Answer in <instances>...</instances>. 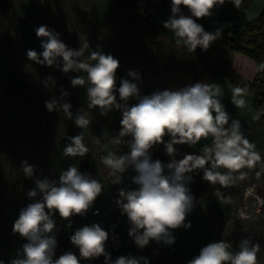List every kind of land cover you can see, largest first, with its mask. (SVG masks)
I'll use <instances>...</instances> for the list:
<instances>
[{"label":"clouds","instance_id":"clouds-1","mask_svg":"<svg viewBox=\"0 0 264 264\" xmlns=\"http://www.w3.org/2000/svg\"><path fill=\"white\" fill-rule=\"evenodd\" d=\"M225 0H171V14L163 21V27L171 30L176 44L189 52L197 49L207 51L222 34L223 28L207 31L198 20L211 17L217 6ZM189 14H185L184 9ZM41 38L43 51L27 50V58L40 65L55 66L64 73L84 72L71 78L72 87L84 86L87 82V108L100 109L101 116L116 110L120 113V130L112 140L120 144L122 137L128 151L123 154L108 152L102 163L110 169L114 177L113 184H119L125 173L134 171L131 182L135 188H120L115 204L121 215L127 217L130 225L128 235L138 248H144L151 241L171 246L175 243L173 230L184 227L190 229L187 216L195 207L196 199L190 188L192 173L202 170L203 179L212 185L219 183L227 186L233 182V174L245 167H251L260 160V154L241 130V121L231 119L230 113L222 103L223 87L217 82L196 81L178 89L155 90L151 94H142V74L129 70L125 78L118 81L117 72L120 61L112 54L105 53L102 46L93 49L85 39L79 49L63 42L61 34L47 25L35 29ZM89 50L86 59H81ZM94 62V63H93ZM258 71H264V63ZM54 79L47 76L45 82ZM59 105L65 116L79 129H87L91 124L88 112L83 108L72 112V104L65 99L70 93L60 89ZM247 94L245 87L232 90V102L239 108L246 105L243 98ZM135 101V103H131ZM58 101H45L52 112ZM259 114L254 119H259ZM227 126V127H226ZM165 137H170L165 140ZM212 138V144L204 145L199 154H185L177 159L176 145L196 146L201 140ZM69 143L63 149L66 157H84L89 152L85 143V134L78 132L68 137ZM99 142V141H97ZM163 144L170 162L159 159L153 161L151 150ZM105 147H107L105 145ZM38 165L22 160L20 169L27 178L34 181V187L27 192L30 201L19 210L12 227L26 243L17 250L15 258L7 264H81L104 258V264H150L146 256L133 254L121 255L113 259L106 248L110 232L99 222L85 224L77 228L69 239L79 250V255L69 250L57 257L58 225L57 213L72 228V217H87L97 198L103 192V186L91 173L82 172L76 164L62 170L58 179L37 175ZM220 169H225L221 172ZM239 179H243L241 174ZM219 196L217 191L214 193ZM99 215V209L92 213ZM117 225H111L114 234ZM114 238V236H113ZM231 244L225 240L211 242L200 249L199 255L187 261V264H258L259 243L244 238L238 245V251H232ZM0 264L5 261L0 260Z\"/></svg>","mask_w":264,"mask_h":264},{"label":"rangeland","instance_id":"rangeland-1","mask_svg":"<svg viewBox=\"0 0 264 264\" xmlns=\"http://www.w3.org/2000/svg\"><path fill=\"white\" fill-rule=\"evenodd\" d=\"M119 1L0 0V260L5 261V264L11 258H15L17 250L26 243V240L12 232L19 210L30 202L27 192L34 187V181L27 178L20 169L21 161L27 160L30 164L38 165L36 172L38 176L58 179L63 169L57 164L55 157L60 142L67 135L68 126L77 134L84 132L85 143L93 157L101 150L97 133L104 137L107 150L119 149V145H123L122 139L124 140L122 137L120 144L112 143L120 130V123L114 121L112 117L115 110L108 112L107 116H101L99 108H87L86 90L90 85L86 82L84 86L72 87L71 78L82 75L86 80V73H64L55 66L40 65L27 58L28 49L43 51L40 47L41 38L36 36L35 29L40 25H47L61 34L63 42L75 49H79L86 39L93 49L100 45L105 53L114 55L120 61V68L133 70L143 64L142 53L139 50L147 51V48L142 42L144 38L134 36L125 27L111 20L110 15ZM154 1L151 16L163 24L171 14V0H168L165 6L161 4V0ZM263 4L264 0H256L244 12L242 22H250L259 17L264 11ZM184 12L190 15L186 8ZM171 35L172 31L165 29L162 41L167 44L171 42L173 45ZM88 52L89 50H85V55L81 59H86ZM235 64L236 61L233 62V66ZM237 69L240 75L237 82L228 80L219 82L224 92L222 103L230 113L229 123L231 119L241 121V130L245 137L255 144V151L261 158L251 167L234 173L237 178L227 186H221L219 183L212 185L203 179V174H200L206 190V197L201 200V204L208 212H206L208 222L213 228L218 229L217 236L228 238L237 247L244 238H250L253 244L259 243L257 260L259 264H264V104L257 105L256 95V91L263 85L264 75H259L257 69L254 72L244 70L239 61ZM241 72H246L248 77L254 75V78L251 81ZM47 76H53L54 79L45 82ZM210 79L209 77L208 80ZM142 84L153 92L151 87L154 83L150 77L142 79ZM238 86L247 89V94L243 97L246 105L243 108L232 102V90ZM61 88L70 93L65 99L72 104L73 113L81 107L88 112L91 124L87 129L77 128L59 107L64 102L59 100ZM51 99L58 101V104L49 112L45 101ZM258 114L260 118L254 119ZM211 144L212 138L209 137L194 147L190 146V149L194 148V152L199 153L204 145ZM88 171L90 173L91 169ZM196 173L200 172L196 170ZM241 174L243 179L238 178ZM191 184L193 192L196 183ZM254 186L258 188L263 199L262 208L255 199L245 197L247 189ZM217 191L220 193L219 196L214 194ZM245 208L250 214V219L248 221L235 219L238 210ZM55 219L58 233L63 236L65 228L62 226L66 221L62 220L58 213ZM97 220L103 221L89 212L85 221L92 224ZM62 238L64 242H70L69 237ZM60 243L64 244L58 240L57 253L64 250ZM75 252L79 255L78 248Z\"/></svg>","mask_w":264,"mask_h":264},{"label":"trees","instance_id":"trees-1","mask_svg":"<svg viewBox=\"0 0 264 264\" xmlns=\"http://www.w3.org/2000/svg\"><path fill=\"white\" fill-rule=\"evenodd\" d=\"M255 1L256 0H225L224 7L219 14L198 20V23H201L207 31L212 32L215 31L216 28L221 27L223 28V32L221 36L212 43L209 50L203 51L197 49L196 56L193 59H188L184 55H181L178 75L183 77L184 74L190 73L192 76V83L202 81L205 77L237 82L240 75L233 68L234 56L236 53L243 54L253 60L257 68L259 64L264 63V11L256 20L246 24H239L243 12L248 10ZM161 4L163 6H165V4L167 5L168 0H161ZM154 6V0H120L118 4L114 6L110 15L111 20L125 27L132 32L134 36L144 38L147 48L150 52H153L159 60H162L167 53L181 54L177 49L168 46L162 41L165 28L163 24H160L151 16ZM228 25H230V27ZM145 65L146 63L144 66L142 65L133 69L142 74V79L149 77L143 68ZM127 72L126 69L119 68L117 72L118 81L121 78H125ZM258 72L259 75H264V71ZM262 83L263 85L256 91L258 106L264 104V82ZM151 92L150 89L142 84V94L147 95L151 94ZM131 103H135V101H131ZM112 117L114 121L120 123L121 115L118 111L115 110ZM76 134L77 133L71 126L67 127V135L60 142L55 160L63 170H66L71 164H76L82 172H88L91 165V156L89 153L84 157H66L63 155L64 147L70 142L68 137L75 136ZM97 137L100 140L101 150H104V138H102L99 133ZM160 146L165 148L163 144H160ZM189 150L188 154H196L194 148ZM151 155L153 161L157 159L163 162L167 161L160 152ZM198 171L200 174H203L202 170ZM204 186L205 185L198 182L194 188L193 195L204 197L206 195ZM195 192L197 194H194ZM223 217L224 216H222V218ZM61 237L68 236L64 233ZM176 248V244L171 246L166 245L158 254L149 253L150 264H167L171 251Z\"/></svg>","mask_w":264,"mask_h":264},{"label":"crops","instance_id":"crops-1","mask_svg":"<svg viewBox=\"0 0 264 264\" xmlns=\"http://www.w3.org/2000/svg\"><path fill=\"white\" fill-rule=\"evenodd\" d=\"M223 7L224 5L217 6V8L215 9L216 13H214L213 15L219 14ZM242 16H244V12ZM257 18L258 16L254 20H256ZM254 20H251L250 22ZM246 23H249V22H242V19L239 22V24H246ZM228 26L230 27V25ZM170 39L173 45H171L170 41H169L170 44H167V43L166 44L170 47L175 46L173 48L177 49L181 54L167 53L164 56V58H162V60H159L156 57V55L153 52H150V50L147 48L145 39L142 42H144V45L147 48V51L140 49L142 47L138 48L140 49L139 51L142 53V59H143L142 65L144 66V64L146 63L145 67L143 68L145 72L147 73V75H149V77L152 79L154 83V86L151 87L153 88V91L163 90V89H178V88H181L183 86H186L192 83V76L190 73H186L183 75V77H180L178 75V72H179V66L181 62V55H184L188 59H193L196 56L197 52H194V53L189 52L185 47L178 46L175 42L176 37L174 36L173 33ZM135 48L137 49V47ZM235 61H236V64L233 66V68L237 72H238L237 61H239L240 65L244 67V70H251L254 72L255 69H258L255 62L243 54L236 53L234 56V62ZM241 73L246 78L250 79L251 81L254 78V75L248 77L246 72H241ZM208 78L209 77H205L202 81L203 82H217V83H219L220 81H225V79H213L210 77L211 79L208 80ZM253 85H255V82L253 83ZM168 138L169 137H165V140ZM127 139H129V137H124V140L122 139V141H126ZM104 142H105V139H104ZM119 146H120L119 149L115 148V150H107L105 147V143H104L105 149L100 150L99 153L97 152L98 155L96 157H93L92 154L88 152L90 156L92 157L91 165L89 167V170L91 169L90 173L92 174L94 178H96L97 180L101 182L103 189H104L102 194L97 198L93 208L89 211L90 213L100 203H104L108 207H113V200L118 198L119 189L124 188V178L127 173L124 174L123 179L119 184H113L112 180L114 179V177L110 175V169H108L102 163V159H101L103 156L107 155L108 152L110 151L116 152L117 154H123L124 152L128 151L126 143L123 142V145H119ZM176 148L178 149V155L176 156L177 159H182L183 156L185 154H188L190 151L189 150L190 146H187L186 144L176 145ZM158 152H160L162 156L167 160V161H164L165 163L170 162L171 157L166 153V149L161 147L160 144L154 146V148L151 150V154L158 153ZM195 152L198 153L197 151ZM191 175L193 176V182H192L193 184L194 183L197 184L198 182H200L204 185V182L201 180L200 173L198 174L194 172ZM196 176L198 179L196 178ZM191 186L192 184H190V187ZM135 187L136 186L133 185L132 188H135ZM194 194H197V193L195 192ZM194 197L196 199L195 207L186 218L187 221L191 222L192 227L190 229L181 227V228L173 230V235L175 236L174 244H176L177 248L171 251L167 264H187L188 260L199 255L200 249L202 247L211 243L209 241L211 238H217L219 240H222V239L227 240L231 243L230 250L238 251V247L235 244H233L228 238L217 236L218 229L213 228L211 224L208 222L207 214H206L207 210L204 209L201 204L202 203L201 200L204 197H198V196H194ZM88 215L86 218L81 217V216H74L71 219L73 223H79L81 226H84L85 224L90 225L91 223L85 221L88 218ZM97 221L106 230L110 227V224L107 221H99V220ZM97 221H94V223ZM66 225H67V221L62 226V228L63 227L65 228ZM129 228H130V225L128 224L127 217H126V221L122 226L124 240H123L122 248L120 250L114 247L109 241L106 244V248L109 252H111L113 259L121 255H129V254H133L137 256H146L149 258V255H148L149 253L158 254L166 247V245L162 242L157 243L156 241H151L148 246L142 249L138 248L136 244L134 243L133 239L128 235ZM60 239H61V242L64 243V244L60 243V246L62 245V248L64 250H62V252L60 253H57V257L66 251L71 250L75 252L77 250V248L74 245H72L71 242H64L60 233H58V240ZM57 251H58V248H57ZM81 264H104V258L100 257L99 259H96L93 261H82Z\"/></svg>","mask_w":264,"mask_h":264},{"label":"built area","instance_id":"built-area-1","mask_svg":"<svg viewBox=\"0 0 264 264\" xmlns=\"http://www.w3.org/2000/svg\"><path fill=\"white\" fill-rule=\"evenodd\" d=\"M263 32H264V29H263ZM133 175H135L134 171L129 170V172H127V174L125 175V178H124V188H132L133 187V184L131 182V178ZM255 189H256V192H254L255 197L252 196V197H247V198L255 199L256 203H258L261 207L260 200L262 199V197L260 196V192H259L258 188L255 187ZM96 209H99V215H93V214L92 215L94 217H97L100 220L107 221L110 224V227L107 229L110 232L109 242L114 247H116L117 249L120 250L122 248V245H123V237H124L123 231H122V226L126 221V216L121 215L120 210L117 208V206L115 204V199L113 200V207H108L104 203H100L93 211H95ZM245 209L247 210V208H245ZM93 211H92V213H93ZM243 211H244V209L238 210V212L235 214V219H237V220L242 219L243 221H248L243 217ZM113 224L117 225L114 234L111 232V225H113ZM113 236H114V238H113ZM209 241L215 242V241H219V239L211 238ZM225 241H227V240H225Z\"/></svg>","mask_w":264,"mask_h":264},{"label":"bare ground","instance_id":"bare-ground-1","mask_svg":"<svg viewBox=\"0 0 264 264\" xmlns=\"http://www.w3.org/2000/svg\"><path fill=\"white\" fill-rule=\"evenodd\" d=\"M254 192H256V189H255V186L254 187H249L245 193V197H252L254 196ZM255 197V196H254ZM247 201V200H245ZM261 202V207L263 206V200L261 199L260 200ZM247 210L244 209L243 211V217L246 219V220H249L250 219V214L248 212H246Z\"/></svg>","mask_w":264,"mask_h":264},{"label":"water","instance_id":"water-1","mask_svg":"<svg viewBox=\"0 0 264 264\" xmlns=\"http://www.w3.org/2000/svg\"><path fill=\"white\" fill-rule=\"evenodd\" d=\"M82 227L79 223H73L72 228H68L67 226L65 227V233L70 237L72 234H74L75 230L77 228Z\"/></svg>","mask_w":264,"mask_h":264}]
</instances>
